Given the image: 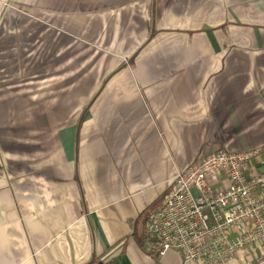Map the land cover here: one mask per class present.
<instances>
[{"label": "crops", "instance_id": "0c3cea01", "mask_svg": "<svg viewBox=\"0 0 264 264\" xmlns=\"http://www.w3.org/2000/svg\"><path fill=\"white\" fill-rule=\"evenodd\" d=\"M218 149L264 170V0H0V264H180L146 220Z\"/></svg>", "mask_w": 264, "mask_h": 264}, {"label": "built area", "instance_id": "2783aa9c", "mask_svg": "<svg viewBox=\"0 0 264 264\" xmlns=\"http://www.w3.org/2000/svg\"><path fill=\"white\" fill-rule=\"evenodd\" d=\"M257 152L218 149L178 171L146 220L145 247L180 264H229L259 247L264 261V170L249 172Z\"/></svg>", "mask_w": 264, "mask_h": 264}]
</instances>
